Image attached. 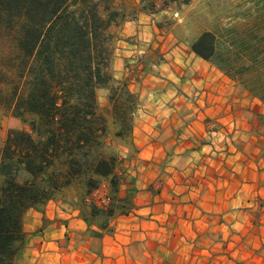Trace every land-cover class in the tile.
Here are the masks:
<instances>
[{
	"label": "crops",
	"instance_id": "1",
	"mask_svg": "<svg viewBox=\"0 0 264 264\" xmlns=\"http://www.w3.org/2000/svg\"><path fill=\"white\" fill-rule=\"evenodd\" d=\"M196 1L112 0V81L98 95L107 91L110 103L113 87L138 101L129 112L116 113L112 102L107 112L100 108L104 140L119 144L109 176L118 180L114 212L94 226L58 200L30 208L17 264H264V220L251 215L263 208L258 202L250 210L248 201L249 194L264 199L262 153L241 148L235 182L231 166L217 168L215 152L203 157L207 169L190 164L202 158L195 145L202 130L215 150L238 136L242 147L249 131L231 80L193 49L202 33L194 40L178 34V8ZM120 114H137L134 125ZM12 119L9 127L22 129ZM217 130L234 132L232 139H218ZM8 132L0 133L4 143Z\"/></svg>",
	"mask_w": 264,
	"mask_h": 264
},
{
	"label": "trees",
	"instance_id": "2",
	"mask_svg": "<svg viewBox=\"0 0 264 264\" xmlns=\"http://www.w3.org/2000/svg\"><path fill=\"white\" fill-rule=\"evenodd\" d=\"M117 16L112 0H0V108L29 128L10 130L0 148V264H15L23 248L25 213L69 185L75 158L102 143L98 90L112 81ZM215 47L210 32L193 44L206 60ZM125 93L111 89L116 113ZM63 158L66 170L57 168ZM113 166L100 156L93 167L109 177Z\"/></svg>",
	"mask_w": 264,
	"mask_h": 264
},
{
	"label": "rangeland",
	"instance_id": "3",
	"mask_svg": "<svg viewBox=\"0 0 264 264\" xmlns=\"http://www.w3.org/2000/svg\"><path fill=\"white\" fill-rule=\"evenodd\" d=\"M178 12L179 16L175 18V21L183 19L179 28L177 27L179 30L178 34L181 37L194 40L200 33L210 32L214 34L216 38L214 55L211 59L204 60L208 61L221 74L231 80L233 101L235 102L234 98L240 99L242 106L240 110L247 113L245 119L241 121H246L249 124L248 138L246 144L243 141L242 147L239 136L232 139L234 132L230 133L228 130L227 132H219L217 130V133H220V135L217 134L216 136L218 139L226 138L227 140V138H230L232 140L229 144L227 142L223 146H218L217 150H215L216 146L205 137V131L202 130L200 139L195 144L196 146L198 145L196 156L199 155L202 158L198 160L194 157L190 164H193L194 167L196 166L197 170L207 169L209 168V162L204 161L203 157L210 156L215 152L217 155V168L224 170V168L228 169L227 167L231 166V170L227 171L233 173L235 182V174L239 175L238 172H241V148L244 150L249 147V155L252 152L257 154L256 149H258L264 157V0H197L190 8H178ZM111 63L112 56L110 66ZM132 66L136 67V65ZM130 72L132 76H136L135 69L133 72L131 69ZM122 91L125 92L124 89ZM127 94L125 93L119 101L124 104L121 105L122 109L127 108L125 110L129 112L138 106V101L132 94L130 98H126ZM98 97V104L100 103L98 105L99 112L100 108L102 111L107 112V108L111 106L112 102L109 103L107 91L99 92ZM100 114L106 129L108 120L105 119L102 113ZM136 115L134 117L127 114L124 116L127 126L134 125ZM12 117L14 118L10 111L0 108V133L5 128H9V131L12 130L9 127L13 123ZM21 126L22 129H29L22 121ZM109 134L112 135V132H109ZM208 136L212 135L208 134ZM106 137L108 138V133ZM101 140L102 143L91 150L90 153L79 154L75 158V162L80 166L79 171L73 175L71 183L56 192L52 199L79 211V217L83 220H88L89 224L94 226H99L100 222H108V214L110 215L114 212L113 206L118 186L116 178L100 177L94 172V163L100 156H107L113 159L114 164L120 158L115 151L119 144L115 142L114 144L111 143L110 146L107 145L104 135ZM3 145L4 142H2L0 135V148ZM120 145L125 146L124 143ZM202 145H206L205 149H203ZM225 145H227V149H224ZM111 154H116V156L112 157ZM228 156L233 159L232 163L225 162ZM221 161H224V163H221ZM58 164V169L66 170L68 167L65 158L60 160ZM193 165L190 169H195ZM214 165L212 163V166ZM25 177V175H21L20 179L23 180ZM103 185L109 190L111 197V204L105 210L87 202L91 193ZM262 200L263 203H260ZM248 201L250 210L254 209L259 202L258 204L263 210L256 212L253 210L251 215L255 220H264V199L260 194H249ZM80 241L87 243L82 238ZM84 247L86 246L84 245ZM95 247L96 244H90L91 249H95ZM17 261L18 257L15 264H17Z\"/></svg>",
	"mask_w": 264,
	"mask_h": 264
},
{
	"label": "built area",
	"instance_id": "4",
	"mask_svg": "<svg viewBox=\"0 0 264 264\" xmlns=\"http://www.w3.org/2000/svg\"><path fill=\"white\" fill-rule=\"evenodd\" d=\"M87 202L91 203V205H94L99 209L105 210L109 208L111 204L109 190L106 188L105 185L95 189L91 193L90 197L87 199Z\"/></svg>",
	"mask_w": 264,
	"mask_h": 264
}]
</instances>
